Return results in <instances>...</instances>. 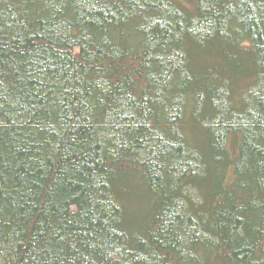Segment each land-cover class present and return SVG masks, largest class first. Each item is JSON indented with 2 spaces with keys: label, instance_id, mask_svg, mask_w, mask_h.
I'll return each mask as SVG.
<instances>
[{
  "label": "trees",
  "instance_id": "1",
  "mask_svg": "<svg viewBox=\"0 0 264 264\" xmlns=\"http://www.w3.org/2000/svg\"><path fill=\"white\" fill-rule=\"evenodd\" d=\"M0 264H264V0H0Z\"/></svg>",
  "mask_w": 264,
  "mask_h": 264
}]
</instances>
